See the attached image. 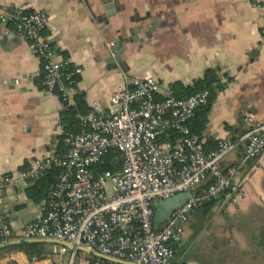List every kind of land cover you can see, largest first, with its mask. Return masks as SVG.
<instances>
[{"label": "crops", "instance_id": "obj_1", "mask_svg": "<svg viewBox=\"0 0 264 264\" xmlns=\"http://www.w3.org/2000/svg\"><path fill=\"white\" fill-rule=\"evenodd\" d=\"M109 1L0 0V11L47 13L43 35L62 58L82 67L76 90L89 109L93 102L106 106L125 77L153 75L163 85H189L206 70H216L224 86L198 134L207 151L218 140L237 136L221 166L239 165L236 180L242 182L243 197L223 207L205 202L192 211L181 237L172 244L171 264H264V152L258 167L237 163L245 151L244 118L264 121V44L258 38V8L251 0H115L113 8L106 9ZM147 13L158 27L143 43L123 44L119 57L125 65L110 61L116 54L113 41L129 30L135 36L129 18ZM40 68L30 42L18 36L11 23L0 24V177L11 178L0 191V216L17 236L34 219L41 202L28 197L30 184L21 173L33 159L57 151L62 133L64 104L57 94L36 84L32 74ZM197 112L190 121L195 127L202 119ZM85 256L82 264H90ZM65 258L55 246L50 257L37 261L20 251L2 252L0 264H61ZM96 259L95 264L105 263Z\"/></svg>", "mask_w": 264, "mask_h": 264}, {"label": "built area", "instance_id": "obj_2", "mask_svg": "<svg viewBox=\"0 0 264 264\" xmlns=\"http://www.w3.org/2000/svg\"><path fill=\"white\" fill-rule=\"evenodd\" d=\"M251 1L259 10L258 38L264 44V0ZM48 21L42 10L0 11V24L11 23L41 62L32 74L36 84L71 103L83 69L62 58L43 35ZM208 102V90L179 98L153 75L125 77L106 106L93 102L80 117L81 132L63 134L62 153L35 158L21 173L31 185L51 166L62 169L18 236L0 216V243L55 239L133 264H171L172 244L192 211L209 200L223 207L243 197L242 182L236 180L239 165L221 166L235 144L220 139L207 151L200 134L191 130L195 111ZM244 121L246 158L257 160L264 152V121L251 115ZM105 160L109 167L102 169ZM206 177L207 187L197 188ZM10 181L0 177V191ZM180 192L188 194L185 201L155 229L154 203ZM58 247L66 257L61 264H82L83 253Z\"/></svg>", "mask_w": 264, "mask_h": 264}, {"label": "trees", "instance_id": "obj_3", "mask_svg": "<svg viewBox=\"0 0 264 264\" xmlns=\"http://www.w3.org/2000/svg\"><path fill=\"white\" fill-rule=\"evenodd\" d=\"M174 93L179 98H185L191 94L202 90L209 91V102L207 105L198 108L195 113H199L201 115V123L194 126L191 124V130L193 132L199 133L200 129L204 126L206 122V112L210 107L211 102L214 100L216 93L221 90L224 84L218 78L217 72L214 69H208L205 71L204 75L201 78H198L193 81L192 84L184 85L180 82H175L171 85ZM60 100L62 99L59 96ZM64 104V109L60 112V123L62 127V133L59 135L57 152L62 153L63 144H62V136L65 133H78L83 130L81 126V116H85L89 113V107L87 106L84 95L82 93L77 92L73 98L71 103H68L64 100H61ZM194 113V114H195ZM194 116V115H193ZM193 118V117H192ZM109 166L105 161L101 163L102 169H107ZM62 172L61 168L51 166L49 169L44 171V173L35 178L33 183L27 188V195L29 198L34 200L35 202H40L46 198L49 194L51 188L55 184L58 176ZM210 183V178L206 177L205 180L197 187L199 189L206 188ZM205 204V203H204ZM203 204V205H204ZM49 244L42 242H28V243H20L17 245L6 247L0 250L2 252H10V251H20L23 252L29 260H43L50 257L52 254L48 252ZM87 260H89L90 264H95L97 259L91 256H85ZM104 264H110L105 262Z\"/></svg>", "mask_w": 264, "mask_h": 264}, {"label": "water", "instance_id": "obj_4", "mask_svg": "<svg viewBox=\"0 0 264 264\" xmlns=\"http://www.w3.org/2000/svg\"><path fill=\"white\" fill-rule=\"evenodd\" d=\"M114 2V3H111ZM115 4V0H110L109 4L106 5V9H112L113 5ZM110 14V12H108ZM129 21L134 23V27L131 29V32L135 36H131L128 33L129 31H125L124 34H121L113 41L112 50L116 53L115 59L112 57L109 58L112 62H117L120 66L125 65L124 62L121 61L119 55L123 51V44L125 42L134 43L136 41L143 43L144 37L149 38L152 34V30L158 27V21L157 20H151L149 14H145L140 17H132L129 18ZM237 136H232L229 138V141L231 143L236 144ZM237 163H241V167L245 168L249 165H254L255 167H258L257 160L254 158H246V152L244 151V154L240 157L239 161ZM187 193H177L167 199L158 200L155 205L154 215H153V227L157 229L162 222L168 221L170 219V213L172 210H174L176 207L180 206L185 199L187 198ZM212 201L209 200L206 203H211ZM28 242H42L49 244L48 246V252L53 253L54 246H61L64 247L70 251L74 252H81L87 256H93L95 258H98L100 260H103L105 262H109L112 264H133L129 261L117 259L114 257L105 256L103 254H100L99 252L87 248L84 246H75L71 243L65 242V241H59L55 239H12L5 242L0 243V250L17 245L20 243H28Z\"/></svg>", "mask_w": 264, "mask_h": 264}, {"label": "rangeland", "instance_id": "obj_5", "mask_svg": "<svg viewBox=\"0 0 264 264\" xmlns=\"http://www.w3.org/2000/svg\"><path fill=\"white\" fill-rule=\"evenodd\" d=\"M204 180H205V179H204ZM204 180H203V181H204ZM203 181H202V182H203ZM156 202H157V201H156ZM156 202H155V203H156ZM155 203H154V204H155ZM153 210H155V205L153 206Z\"/></svg>", "mask_w": 264, "mask_h": 264}]
</instances>
